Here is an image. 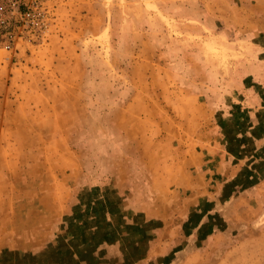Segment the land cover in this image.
I'll use <instances>...</instances> for the list:
<instances>
[{
    "label": "rangeland",
    "instance_id": "rangeland-1",
    "mask_svg": "<svg viewBox=\"0 0 264 264\" xmlns=\"http://www.w3.org/2000/svg\"><path fill=\"white\" fill-rule=\"evenodd\" d=\"M79 240L264 264V0H0V258Z\"/></svg>",
    "mask_w": 264,
    "mask_h": 264
},
{
    "label": "crops",
    "instance_id": "crops-1",
    "mask_svg": "<svg viewBox=\"0 0 264 264\" xmlns=\"http://www.w3.org/2000/svg\"><path fill=\"white\" fill-rule=\"evenodd\" d=\"M81 241H76L74 247L66 244L65 249L58 248V244H56V246H53L48 251L45 257V252L40 251L31 253V255H19L17 257L12 254H4L0 259L1 261L6 259L8 264H114L112 260L114 259V255L117 257L120 254L118 242V244L103 243L102 241L95 240V243L89 245V240L87 244H83ZM105 252L112 254V257L108 256V254L104 257ZM165 264H169V262Z\"/></svg>",
    "mask_w": 264,
    "mask_h": 264
}]
</instances>
